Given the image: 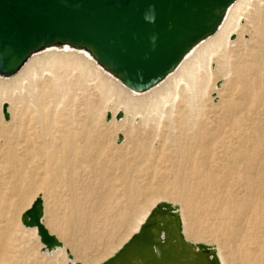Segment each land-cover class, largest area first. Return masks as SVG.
Returning <instances> with one entry per match:
<instances>
[{
  "label": "rangeland",
  "instance_id": "rangeland-1",
  "mask_svg": "<svg viewBox=\"0 0 264 264\" xmlns=\"http://www.w3.org/2000/svg\"><path fill=\"white\" fill-rule=\"evenodd\" d=\"M255 1L253 9H257V12L255 14L253 10L251 14L252 16H254L253 14H255V16L258 15L263 28V33L261 36H258V38L263 39L264 0ZM241 20L242 23L246 22L243 18ZM231 35L233 39L236 38V34ZM244 37L246 39L250 37V35L248 34ZM251 45H253V43L250 40L243 47L241 45L232 47L234 50L229 53L233 56L229 58L228 63L231 70L243 64V59H248V56L242 53L249 51L252 48ZM238 50L242 51L241 55L244 56V58L239 55H234L239 52ZM46 53L47 52L38 53L28 60L30 61L37 57L44 58ZM259 58H264V52ZM235 59H237V62ZM28 60L26 62H28ZM232 60H234V62ZM73 61L75 62V67L73 68L68 66V64L62 65L61 63H52L48 66L37 64L35 67L36 74L31 77L32 80L30 84L24 81L23 85L26 87L21 86L10 93L11 97L14 98L11 102L7 100L2 101L4 103L6 101V103L9 102L8 105L13 114H11V116L9 115V119L6 120L2 113H0V180L4 183L6 198L10 197L7 190H9V187L13 183L12 178H15L14 184L19 190L27 188L29 191V195L24 202H21L20 205L16 207L10 208L8 211L4 210V214L0 217L1 224L8 225L11 229V237L9 240L19 243L20 246L23 247V249L20 248L18 251L13 252L15 256L17 255L14 257L19 260V264H69L60 251L52 253H44L41 251L37 235L32 233L31 228L23 227L20 222L21 214L30 206L37 196H40L43 200V223L51 234L61 240L64 248L67 249L72 256L83 255L81 258H77V261L82 264H98L119 249V247L135 232L139 225V221H136V224L134 223L124 232L123 225L118 224V219L120 217L119 213L121 214L125 207L135 210L138 206L140 207L143 202L148 203V212L158 203L164 202L174 206L177 210L180 231H182V227H184L188 235H195V231L201 233L197 243H203L211 247L217 264H221L217 254L220 244L219 241H221L220 236L217 234L218 232L216 233L215 230L217 220L211 219L206 212H201L198 217L199 223L196 225L197 227L193 226L189 219L190 216L187 214L186 210L182 208L181 201L175 198L177 191L172 189L173 187H171L172 184L170 183L172 179L170 176L172 175L171 170L177 162V159L172 157L170 159H164L161 153L163 152V155H165L168 153L167 151L173 147V138H176L182 143H193L196 135L195 128L199 127L201 120H214L218 118L219 115L215 110L223 98H225L226 93L231 91V95L234 99L241 98L240 87L236 85L233 80L234 74H232V72L224 74L223 69L218 71V62L215 57L213 58L210 66L213 75L208 79L206 93L201 102L204 106L198 114H196L197 105H199V102L196 101L197 97L191 92L193 89L187 88L183 91L177 89L179 95L177 94L176 97H168L167 101L160 105L161 108L157 107L156 109L144 110L142 113H138L136 119L133 121L134 123L131 122L130 114L127 115L125 120L115 122V120H107L105 117L106 109L115 106L112 97H106V99H103L100 103L101 95L99 92V85L101 81L107 79L105 72L102 70L98 71L91 67L94 69V72L84 75L81 66L76 64V62H79L78 57ZM25 64L15 75L9 77L0 76V80L6 81L17 77L26 68ZM214 82L218 83V85H216L218 87L216 88L215 86L216 89L214 91L216 92L218 90L219 96L212 91ZM56 83L60 84L57 88L58 92L50 96L49 90L56 87ZM31 86L32 92L28 90ZM121 89H123L125 93L127 91V95H133L129 89L123 87H121ZM146 94L148 93H145V95ZM33 95H35V97ZM4 97V93H0V100ZM34 99H37L36 104ZM192 105L194 110L191 109ZM90 106L96 108V119L93 121H88V119L84 122L86 109ZM261 115L263 117L260 115L254 117L256 118L254 123L257 124L258 127L260 125L259 128L263 129L264 135V114ZM127 118H130L129 121H127ZM67 120L69 122V128L76 134L74 135V140L76 139L75 143L71 148L64 142H58L59 136H57L59 128L61 129L58 122ZM40 122L42 123L41 127L39 126ZM27 130H39V133H45L42 135L43 137L37 138L40 140L45 138L44 141L48 144L45 146L42 145V147H39L38 142L31 145L27 144L25 136ZM134 132L138 133L135 134ZM119 135L121 136L118 137ZM138 135L147 137L141 140L147 142L149 145L147 152L149 158H146L148 155H142L138 149L137 151L134 150L133 146L136 139H138L136 137ZM51 139H53V141L49 143ZM141 140L139 141L140 143L143 142ZM83 144L92 146L91 150H94L92 155H86V153L82 154V150L84 149ZM130 146H132V148ZM118 150H125L123 152L126 153V159L130 155L127 160L129 161V165L126 166L125 169L116 167L115 165L116 155L112 154L116 153ZM37 152L40 153L36 154ZM47 153L54 154L57 158H46L44 155ZM62 154L66 156L67 159L61 160L59 157ZM130 157L132 159H130ZM211 167L213 170L216 168L215 166ZM8 168H11L10 170L13 171L14 174ZM226 168H229L234 175H237L241 171V167L238 165L234 168L231 166H226ZM101 169L104 172H102ZM258 176L254 177V182L257 183V187L260 188V183L264 185V178L261 179V176ZM181 180L187 183L188 186L189 182L193 181L185 174H182ZM127 182L133 185V187L136 186L135 188L139 190L131 199L127 196L128 193L126 192L128 188L126 185ZM144 187L152 189V194L151 192H146L147 189H144ZM239 187L240 183L234 182L230 185L227 184L225 189L227 192L236 195L237 191L239 192ZM142 196L144 199L141 198ZM139 200L140 202L136 203ZM72 207L74 209H72ZM70 214H79L78 216L87 215L90 219L87 217L86 219L90 220L92 232H94V234H101L98 241H94L96 237L92 238L93 241L90 240L86 246V248H88L85 254L79 249L72 251L69 243L65 240L69 235L68 232L72 233L67 223V218ZM83 227L84 222L81 228ZM57 229L62 231L63 234H59ZM75 238L76 234L72 239ZM189 238L193 240L192 237ZM105 242L111 243H109L110 245L107 243L109 248L106 252L102 250L100 245H97Z\"/></svg>",
  "mask_w": 264,
  "mask_h": 264
},
{
  "label": "bare ground",
  "instance_id": "bare-ground-1",
  "mask_svg": "<svg viewBox=\"0 0 264 264\" xmlns=\"http://www.w3.org/2000/svg\"><path fill=\"white\" fill-rule=\"evenodd\" d=\"M255 2V0H235L223 14V18L218 23L216 30L212 33L206 34L203 38H201L193 46H191L185 52L177 66L170 72H168V74L162 80L148 88V91L144 90L143 92H140L139 90H135L124 85L113 73L108 71L104 66L100 65L95 59L93 53L85 46H75L67 42L59 41L55 42L52 45H43L38 49L31 51L27 60L30 57L33 58V55H36L38 53L47 52L44 58L37 57L30 61L28 60V62H26V60L24 62V64L26 63V68L17 77L6 81L2 79L0 80V93H4L5 95V97L0 100V113H2L3 115L2 107L6 104V111L8 114L6 120H8L11 114H13L11 113V109L8 105L9 102L6 103L7 101L11 102L14 99L11 97L10 93L21 86L26 87L25 85H23L24 81L30 84L32 80L31 77L36 74L35 67L37 64L48 66L52 63H61L62 65L68 64V66L73 68L75 67V62L73 60L78 57L79 62H76V64H79V66H81L84 75L93 73L94 69H97L98 71L102 70L106 74L107 79L101 81L99 85V92L101 95L100 103L101 101H103V99H106V97H112L113 104L115 105L112 108L106 109L105 114L107 115V113H110L111 115L110 118H107V116H105L107 120L112 119L113 121L115 120V122L123 121L125 120L127 115L130 114L131 122H133L136 119V115L138 113H142V111L144 110L156 109L157 107H160L161 104L167 101L168 97H176V95L178 94L177 89L183 91L187 88H191V90L193 89V91L191 92L195 97H197L196 101L199 102V105H197L196 114H198L204 106V104H201V102L203 101L202 98L206 93L208 79L213 75L210 66L213 58L215 57L216 61L218 62V71L223 69L224 74H227L228 72H232V74H234L233 80L234 83L240 87L241 98L234 99L231 95V91L226 93L225 98H223L219 106H217V108L215 107V112H217L219 115L218 118L214 120H201L199 127L195 128L196 135L193 143H182L176 138H173V147L169 149L167 151L168 153L165 155H163L164 153L162 152L161 156L164 159H170L171 157L177 159V162L171 170L172 175L170 176L172 177V179L170 180V183L172 184V189L177 191V195L175 196V198L181 201L182 208L186 210L187 214L190 216L189 219L193 226H196L199 223L198 217L201 212H206L208 216L211 217V219L213 218L217 220L215 230L216 233L218 232L217 234L221 238V241H219L220 244L217 254L221 264H264V185H261L260 183V188H258L257 183L254 182V177H257L258 175V177L261 176V179L264 178L263 129L259 128L260 125L258 127L257 124L254 123V120L256 119L254 117H256V115H260L261 117H263L261 114H264V58H259L261 57V55H263L264 52V38H258V36L262 35L263 28L258 15L255 16L257 12V9H253V7L255 6ZM253 10L255 12V14H253L254 16H252L251 14ZM242 18L245 19L246 22L242 23ZM231 34H236V38L233 39V36ZM248 34L250 35V37L245 39L244 36ZM250 40L252 41L253 45H251L252 48L249 51H245L242 53V51L238 50L239 52L234 54L235 56L239 55L240 57L242 56L241 53L246 54L248 56V59H243V64L238 65L233 70H231L228 63L229 58L233 56L229 53L234 50L232 47L239 45L243 47ZM242 58H244V56H242ZM232 61L234 62V60ZM235 61L237 62V59H235ZM91 67L94 69H92ZM19 70L17 72H19ZM0 76L9 77L12 75ZM216 83L217 82L213 83L212 91L213 93H216L217 96H219L218 90L216 92L214 91L218 87L216 86L218 85V83ZM59 85L60 84L56 83V87H53L51 90H49L50 96L55 95L58 92L57 88L59 87ZM121 87L129 89L133 93V95H127V91L125 93L123 89H121ZM28 90L32 92V86ZM145 93L148 94L145 95ZM33 96L35 97V95ZM5 100H7L5 103L2 102ZM34 102L36 104L37 99H34ZM119 109H121L122 111ZM191 109L194 110L193 105ZM117 112H121L122 116L120 118L116 117ZM95 113L96 108L94 106L87 107L84 115V122H86L88 119V121L95 120ZM129 119L127 121H129ZM41 124L42 123L40 122V127ZM58 124L61 127V129L59 128L60 134H57V136H59L58 142H64L68 145L69 148H71L76 140H74V135H76L74 134L75 132L69 128L68 120L59 121ZM43 134L45 133H39V130H27L25 132L27 144L31 145L35 142H38L39 147H42V145H47L48 143L44 141L45 138L41 140L37 138L43 137ZM120 136L121 135H119L118 137ZM136 137L138 139H136L134 143V150L137 151L138 149V151L142 155H148L146 158H149V154H147L149 145L147 144V142L141 140L146 136L142 137L141 135H138ZM140 140L143 142L140 143ZM52 141L53 139H51L49 143H52ZM130 147L132 148V146ZM83 148L84 149L82 150V154L86 153V155H92L94 150H91V145L86 146L85 144H83ZM123 151L118 150L112 155H116V167H122L123 169H125L126 166L129 165V161L127 160L130 155L126 159V153ZM39 153L40 152H37L36 154ZM44 156L46 158H57V156L51 153H47ZM59 158L61 160L67 159V157L63 154ZM130 159L132 158L130 157ZM237 165L241 167V171L237 175H234L229 168H226V166H231L232 168H234ZM211 166H215L216 168H214L213 170ZM11 172L14 174L13 171ZM102 172L104 171L102 170ZM182 174L187 175L189 179L193 180L192 182H189V186L187 185V183L182 182ZM12 179L13 183L9 187V190L6 189L10 194L9 198H6L4 183L0 180V217H2V215L4 214V210L8 211L10 208L20 205V203L24 202V200L29 195V191L27 190V188L19 190L14 184L15 178ZM234 182L240 183L239 192L237 191L236 195L227 192L225 189V186L227 184L230 185ZM126 185L128 187L126 190V192L128 193L127 196H129L131 199L139 190L135 188L136 186L133 187V185L129 184L128 182ZM144 189H147V187H144ZM146 192H151L152 194L153 191L152 189H147ZM141 198H143V196ZM139 202L140 200L136 203ZM141 204L142 205L140 207L138 206V208H136L135 210H131L130 208L129 210L127 209V207H125L122 213H119L120 217L118 219V224L123 225L124 232H126L136 221H139V225L133 233L135 234L149 215L150 211L155 207L153 206V208L148 212V203L143 202ZM72 209L74 208L72 207ZM174 211L177 214V210L175 209V207ZM78 215L79 214H70L68 216L67 223L72 233L68 232L69 235L68 237L65 236V240L69 243L72 251L75 249H79L83 254H85L88 248H86V246L90 242V240H92L93 237H96V239L94 238V241H98L101 237V234H94V232H92L90 220L86 219L87 215ZM83 222L84 227L81 228ZM22 226L25 228H31L32 233L36 234L37 239L39 240L36 227L24 226L23 224ZM57 232L61 235L63 234L62 231L58 229ZM195 232V235H188L185 231V228L182 227L181 235L187 241L189 249H178L177 246L179 244H176V247H173V245L171 244L169 246L170 250H168V253L166 252V256L168 261L170 260L172 262L167 264H177V262L180 263L182 261L196 264V260L201 259V257L206 255L204 252H202L204 251L203 248L205 247V244L197 243L201 236V233H199L198 231ZM75 234L76 238L72 239V237L74 238ZM10 237V227L8 225L1 224L0 221V264H19V260L15 258L17 255L15 256L13 252L18 251L20 248L23 249V247L20 246L19 243H15L14 241L9 240ZM130 237L128 239H130ZM172 237L177 238V236ZM189 237H192L193 240H191ZM163 238L164 237H162L161 235L160 240H162ZM128 239L124 243H126ZM58 240L61 242L60 239ZM39 243L40 250L44 253L60 251L69 264H76V262H78L77 258L83 257V255L72 256V254L64 248L62 242L61 246L54 245L51 248H46L40 241ZM107 243L108 242L97 245H100L102 247V250L106 252L109 248ZM123 244L119 247V249L123 246ZM201 244H203L204 246L199 247L198 245ZM119 249H117L114 253H116ZM66 251H68L72 256L71 259L68 258ZM152 252L154 254H157L156 248H153ZM171 252L176 254V256L172 255ZM113 254H111L109 257H111ZM212 263V260H203V263L199 264Z\"/></svg>",
  "mask_w": 264,
  "mask_h": 264
},
{
  "label": "water",
  "instance_id": "water-1",
  "mask_svg": "<svg viewBox=\"0 0 264 264\" xmlns=\"http://www.w3.org/2000/svg\"><path fill=\"white\" fill-rule=\"evenodd\" d=\"M234 1L0 0V75L15 74L31 51L59 41L85 46L124 85L144 91L174 69L191 46L214 32ZM150 8L154 10L153 20L145 19ZM6 107V104L2 107L5 119ZM106 116L111 117L110 113ZM121 116V112L116 113L117 118ZM42 217L43 201L37 196L22 213L21 223L36 227L39 241L46 248L61 246ZM171 244L173 247L179 244L178 249H189L181 235L174 206L158 203L139 230L99 264L171 263L166 256ZM153 248L157 254L152 252ZM203 250L206 255L196 260V264L203 260L217 264L211 247L205 245Z\"/></svg>",
  "mask_w": 264,
  "mask_h": 264
},
{
  "label": "clouds",
  "instance_id": "clouds-1",
  "mask_svg": "<svg viewBox=\"0 0 264 264\" xmlns=\"http://www.w3.org/2000/svg\"><path fill=\"white\" fill-rule=\"evenodd\" d=\"M145 19L147 20H153L154 19V10L153 9H149V11L145 14ZM154 39V37H153Z\"/></svg>",
  "mask_w": 264,
  "mask_h": 264
}]
</instances>
